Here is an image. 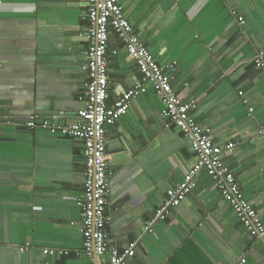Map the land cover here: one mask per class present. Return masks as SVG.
Returning <instances> with one entry per match:
<instances>
[{
	"label": "crops",
	"instance_id": "crops-1",
	"mask_svg": "<svg viewBox=\"0 0 264 264\" xmlns=\"http://www.w3.org/2000/svg\"><path fill=\"white\" fill-rule=\"evenodd\" d=\"M119 1L156 59L177 61L166 72L180 98L195 102V119L216 144H235L224 160L264 222V68L254 63L264 49V0ZM86 11V0L0 3V264L90 262L77 203L85 144L40 125L73 123L86 106ZM108 57L114 104L142 76L113 30ZM163 107L148 84L107 128L112 244L137 243L129 264H264V240L247 230L205 171L168 219L146 230L167 190L197 160L191 139L163 117ZM32 115L38 127L20 125ZM24 244L30 249L19 250Z\"/></svg>",
	"mask_w": 264,
	"mask_h": 264
},
{
	"label": "built area",
	"instance_id": "built-area-1",
	"mask_svg": "<svg viewBox=\"0 0 264 264\" xmlns=\"http://www.w3.org/2000/svg\"><path fill=\"white\" fill-rule=\"evenodd\" d=\"M2 2L3 0H0V3ZM86 2L88 21L86 38L89 42L87 62L83 67L88 74L83 93L86 106L78 111V119L74 123L60 125L44 120L40 125L50 129L52 133L79 138L85 144L84 191L77 203L83 215L81 231L84 252L90 258L89 264H129L130 259L137 253L136 242H129L125 247H120L112 244L109 237L108 228L111 223V216L108 213L109 179L113 171L108 161L106 136L108 126L115 124L128 112L132 100L146 92L148 84L153 86L162 99L163 117L178 126L191 139L197 160L185 174L184 179L177 186L167 190L164 203L156 210L154 218L146 223V230L152 232L155 222L167 220L172 210L181 205L194 190L197 174L205 171L215 181L217 188L231 204L247 230L253 236L264 240V222L244 196L235 173L224 160V151L232 150L235 144L233 142L226 145L216 144L211 129L202 126L195 119L192 113V108L196 106L195 102L185 103L175 91L166 71L174 70L177 61L163 64L156 59L136 34L119 0ZM238 19L241 24L245 22L243 16H239ZM112 30L135 60L142 81L123 93L114 104H109L108 43ZM254 63L264 68V49L257 52ZM240 94H243L242 91ZM3 123L6 121L0 116V127ZM20 125L29 129L38 127L36 116L32 115ZM30 245H20L18 249L26 251L30 249ZM59 251L63 253V250L54 248L44 249L45 254Z\"/></svg>",
	"mask_w": 264,
	"mask_h": 264
},
{
	"label": "water",
	"instance_id": "water-1",
	"mask_svg": "<svg viewBox=\"0 0 264 264\" xmlns=\"http://www.w3.org/2000/svg\"><path fill=\"white\" fill-rule=\"evenodd\" d=\"M76 122V121H75ZM74 123V122H73ZM70 124V123H69Z\"/></svg>",
	"mask_w": 264,
	"mask_h": 264
}]
</instances>
